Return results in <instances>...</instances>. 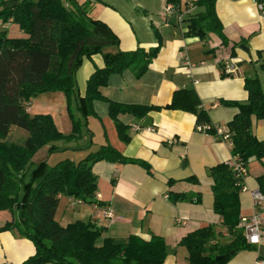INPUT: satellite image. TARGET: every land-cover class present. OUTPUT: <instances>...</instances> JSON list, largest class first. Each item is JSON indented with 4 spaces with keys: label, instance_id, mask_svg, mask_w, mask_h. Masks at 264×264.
<instances>
[{
    "label": "crops",
    "instance_id": "1",
    "mask_svg": "<svg viewBox=\"0 0 264 264\" xmlns=\"http://www.w3.org/2000/svg\"><path fill=\"white\" fill-rule=\"evenodd\" d=\"M76 1L91 18L103 21L114 31L120 39L119 48L124 52L139 47L154 48L159 43L156 32L160 34L163 45L159 56L142 78L138 79L131 70L113 74L100 91L106 99L116 103L157 106L162 110L151 112L145 119L131 114L119 115V121L129 128L130 140L125 142L120 139L117 124L110 116L109 103L96 100L94 116L88 118L87 125L82 119L85 126L81 139L52 143L57 153L66 155L59 159L78 162L101 146L110 145L122 155L150 166L148 170L139 164L98 162L93 167L97 176V203L63 195L56 220L64 227L82 221L103 229L98 245L108 237L124 240L136 235L146 241L154 236L162 237L168 245V256L163 264H191L187 248L180 243L197 230L213 228L216 233L215 239L207 245L206 254L217 244L230 245L235 235L223 224V217L214 211L213 180L208 176V169L231 163L234 159L232 141L200 131L195 115L166 107L176 91L194 90L210 115L211 125L229 130L228 123L239 109L221 101L247 103V78L258 77L264 88L261 68L264 65V13L258 8L259 0H217L216 14L224 27L228 46L215 33H207L205 38L189 34V19L204 12V8L195 6L198 0L170 2L175 6L171 11L167 10L169 0ZM14 25L9 23L0 28L7 29L11 37ZM21 33L22 38L27 37L23 31ZM231 59L239 70L235 75L224 77L226 64ZM103 67L101 54L84 59L77 72L78 96L85 95L90 76L96 68ZM27 111L33 116L50 115L63 134L73 131L67 96L63 92L37 96L28 104ZM146 119H151V126H144ZM10 132V139L16 144H25L29 136L16 127ZM252 132L257 139L264 140V120L254 117ZM37 154L41 155V160L53 159L52 155L48 157V147ZM248 164L245 180L248 190L240 193V218L254 212L251 193L260 190L259 177L264 175V162L253 158ZM172 194H183L187 198L173 201ZM198 197L200 201H196ZM110 212L114 222L108 217ZM261 212L264 217V207ZM34 254L33 242L21 236L18 230H0V264H23ZM259 262L264 263V243L237 252L228 264Z\"/></svg>",
    "mask_w": 264,
    "mask_h": 264
},
{
    "label": "trees",
    "instance_id": "2",
    "mask_svg": "<svg viewBox=\"0 0 264 264\" xmlns=\"http://www.w3.org/2000/svg\"><path fill=\"white\" fill-rule=\"evenodd\" d=\"M259 2L264 4V0ZM195 6L204 8V12L189 19V34L205 38L207 33H215L228 46L224 27L216 14L217 0H198ZM9 23L18 25L27 37L11 38L7 29L0 28V230H18L33 242L35 254L23 264H163L168 245L162 237L154 236L151 241L136 235L124 240L108 237L98 245L103 229L82 221L64 227L56 220L63 195L97 203V176L93 167L98 162L139 164L150 170L146 162L128 158L110 145L101 146L78 162L66 158L51 165L47 157L33 162L45 147H48V157L57 153L54 142L81 139L85 126L82 119L87 125L88 118L94 116L96 100L109 103L110 116L125 142L130 140L129 128L119 121V115L145 119L153 111L161 112L162 108L157 106L110 101L100 89L108 85L111 75L126 70L142 78L159 56L162 37L156 32L159 43L154 48L139 47L124 52L114 31L103 21L91 18L76 0H0V26ZM236 47L232 48V55ZM96 54L103 56L104 67L96 68L87 82L85 95L78 96L76 111L81 118H76L72 99L77 89V72L85 58ZM223 76L229 75L223 73ZM245 89L247 103L226 100L221 103L239 109L228 123L231 151L248 169L253 158L264 162V140L257 139L252 132L253 118L264 120V88L256 77L246 79ZM48 92H63L67 96L73 123L71 134L61 133L50 115L28 113L31 100ZM166 109L195 115L197 128L211 124L210 115L194 90L176 91ZM15 127L28 132L25 144H16L10 139V131ZM207 133L216 135L214 129ZM230 165L221 163L210 167L208 176L213 180L214 211L223 217V224L235 235V241L227 246L217 244L206 254L207 245L216 237L214 229L188 234L180 244L187 248L191 264H228L237 252L252 247L238 229L241 187ZM259 181L260 191L264 193V175ZM171 198L180 201L187 196L172 194Z\"/></svg>",
    "mask_w": 264,
    "mask_h": 264
},
{
    "label": "built area",
    "instance_id": "3",
    "mask_svg": "<svg viewBox=\"0 0 264 264\" xmlns=\"http://www.w3.org/2000/svg\"><path fill=\"white\" fill-rule=\"evenodd\" d=\"M175 8L173 4H169L167 7L168 11H171ZM258 8L261 12L264 13V4L259 3ZM225 73L227 75H235L238 72V64L235 63L233 59L230 60L226 64ZM214 129L216 132V137H219L222 140H231L232 134L229 130H225L222 127H213L211 124H208L204 127H200V131H204L207 133L208 130ZM231 167L235 173V176L238 180V186L241 187V191H247L248 188L245 184V180L248 176V169L246 165L244 166L243 163L240 161L239 158L235 157L231 163ZM253 197V206L254 212L249 216H243L240 218V222L238 225V229L243 232V235L246 238V241L251 246H261L264 243V217L261 210L264 207V193L260 190L252 191ZM108 217L114 222L113 214L110 212L108 213ZM259 264H264L263 262H259Z\"/></svg>",
    "mask_w": 264,
    "mask_h": 264
},
{
    "label": "rangeland",
    "instance_id": "4",
    "mask_svg": "<svg viewBox=\"0 0 264 264\" xmlns=\"http://www.w3.org/2000/svg\"><path fill=\"white\" fill-rule=\"evenodd\" d=\"M64 2H66V0H63ZM10 34H11V37L12 38H22L23 37V34L21 33L20 31V28L18 26H16V24L11 28V31H10ZM262 68V67H261ZM263 69V68H262ZM264 70V69H263ZM78 86H77V89H76V92L75 94L73 95V99H72V107L74 108L75 110V115H76V118H81L77 113L76 111V99L75 98H78ZM33 100V99H32ZM68 100V99H67ZM38 155V154H37ZM34 158L33 162L37 163V161L40 159L39 157L41 156H37ZM43 156V155H42ZM65 158L66 155L63 154V152H60V153H56V154H53V159H51V161L49 162V164L51 165H54L56 164L57 162L61 161V160H64V159H59L61 157ZM41 160V159H40ZM29 179V176L27 177Z\"/></svg>",
    "mask_w": 264,
    "mask_h": 264
},
{
    "label": "water",
    "instance_id": "5",
    "mask_svg": "<svg viewBox=\"0 0 264 264\" xmlns=\"http://www.w3.org/2000/svg\"><path fill=\"white\" fill-rule=\"evenodd\" d=\"M241 48L249 52V49L245 47V45H241ZM151 124H152L151 119H146L144 126L148 127V126H151ZM88 203H90V201Z\"/></svg>",
    "mask_w": 264,
    "mask_h": 264
}]
</instances>
